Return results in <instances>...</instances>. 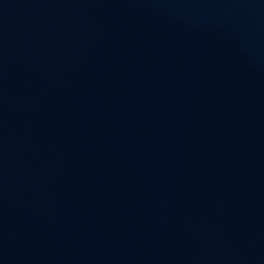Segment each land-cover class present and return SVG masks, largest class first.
<instances>
[{"label":"water","instance_id":"1","mask_svg":"<svg viewBox=\"0 0 264 264\" xmlns=\"http://www.w3.org/2000/svg\"><path fill=\"white\" fill-rule=\"evenodd\" d=\"M0 264H264V0H0Z\"/></svg>","mask_w":264,"mask_h":264}]
</instances>
